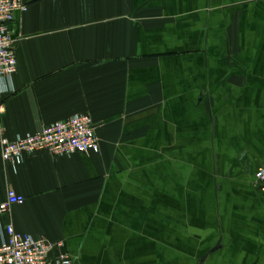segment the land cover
<instances>
[{
    "label": "crops",
    "instance_id": "crops-1",
    "mask_svg": "<svg viewBox=\"0 0 264 264\" xmlns=\"http://www.w3.org/2000/svg\"><path fill=\"white\" fill-rule=\"evenodd\" d=\"M19 1L4 136L88 115L99 152L0 154V226L74 264H264V0Z\"/></svg>",
    "mask_w": 264,
    "mask_h": 264
},
{
    "label": "built area",
    "instance_id": "built-area-1",
    "mask_svg": "<svg viewBox=\"0 0 264 264\" xmlns=\"http://www.w3.org/2000/svg\"><path fill=\"white\" fill-rule=\"evenodd\" d=\"M26 6L19 0H0V154L5 165H17L24 155L46 152L53 157L99 152L94 123L88 115H75L67 120L44 126L38 132L9 140L4 136L1 117L4 97L13 94L12 78L17 71V58L11 27L16 13ZM255 186L264 193V167L254 175ZM22 196L8 190L6 201L0 205V216L12 205L22 204ZM0 264H74L62 251V243L35 239L14 230L12 224L0 226Z\"/></svg>",
    "mask_w": 264,
    "mask_h": 264
}]
</instances>
